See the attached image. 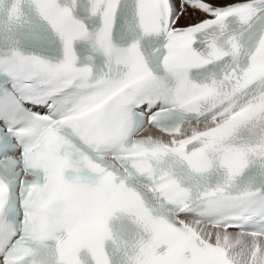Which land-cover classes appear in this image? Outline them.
<instances>
[{
	"label": "snow or ice",
	"instance_id": "obj_1",
	"mask_svg": "<svg viewBox=\"0 0 264 264\" xmlns=\"http://www.w3.org/2000/svg\"><path fill=\"white\" fill-rule=\"evenodd\" d=\"M0 264H264V0H0Z\"/></svg>",
	"mask_w": 264,
	"mask_h": 264
}]
</instances>
